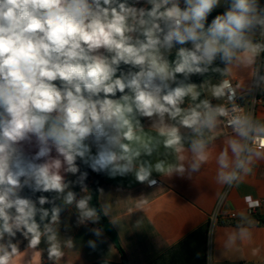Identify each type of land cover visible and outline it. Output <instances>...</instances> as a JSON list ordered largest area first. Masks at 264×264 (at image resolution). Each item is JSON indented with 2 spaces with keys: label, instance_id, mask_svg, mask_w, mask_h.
I'll list each match as a JSON object with an SVG mask.
<instances>
[{
  "label": "clouds",
  "instance_id": "obj_1",
  "mask_svg": "<svg viewBox=\"0 0 264 264\" xmlns=\"http://www.w3.org/2000/svg\"><path fill=\"white\" fill-rule=\"evenodd\" d=\"M224 2L209 21L221 0H0V264H40L42 242L58 264L64 206H75L78 225L99 223L81 165L109 178L131 174L152 187L154 172L183 176L186 151L188 168L199 171L221 124L233 135L216 157L219 184L233 185L251 171L254 157L264 158V122L235 103L231 81L210 88L231 108L200 99L198 86L188 82L217 61L227 75L230 66L254 65L264 54V42L254 39L257 31L264 37L260 0ZM143 119L156 137L146 135ZM181 129L193 134L187 150ZM161 145L176 163L152 159ZM78 173L79 198L66 180ZM25 189L56 196L34 200ZM90 231L103 237L102 228ZM251 238L240 226L226 246ZM87 243L97 248L96 240Z\"/></svg>",
  "mask_w": 264,
  "mask_h": 264
},
{
  "label": "crops",
  "instance_id": "obj_2",
  "mask_svg": "<svg viewBox=\"0 0 264 264\" xmlns=\"http://www.w3.org/2000/svg\"><path fill=\"white\" fill-rule=\"evenodd\" d=\"M264 6V0H260ZM226 5L221 0V6L214 10L224 11ZM214 18L210 17L209 21ZM254 39L264 42V37L257 31ZM177 45L171 53H176ZM256 73L264 76V58L257 56L256 63L251 66L232 65L227 75L220 79L204 81L198 90L202 92L200 99H208L213 105L223 104V98L216 99L211 95L210 88L229 79L237 93L245 94L243 108L250 112L253 118L264 122V103H258L252 110L249 92L257 83L260 93H264V82L256 79ZM239 85V87H236ZM146 135L156 137L150 127V122L142 120ZM185 136V149L189 146L192 133L181 129ZM210 141L209 161L201 165L199 171L192 172L188 168L191 153L185 152L187 159L183 162L186 172L181 175H166L153 173L158 182L155 187H148L135 181L133 175L109 178L105 174H97L81 165V171H87L85 181L91 194L92 186L98 178L101 182L97 188V203L102 215L113 230L119 247L124 253L127 264H264V158H253L251 171L241 174V178L233 185H222L216 180L218 165L216 157L226 147V140L233 135L221 124ZM213 135V133H206ZM153 160L165 159L168 163H176L175 154L166 153L161 145ZM77 175L68 174L66 180L73 182L70 189L76 192L77 198L84 193L75 183ZM103 189L99 191L98 189ZM23 195L36 199L40 195L52 198L55 193H31L25 189ZM146 201L138 208L141 200ZM259 201L260 207L254 215L247 212L249 201ZM62 205V198L56 200ZM109 205L108 215H104V206ZM218 207L215 220L210 217ZM44 207L50 208L51 205ZM234 213L235 218L229 219L228 214ZM261 220L262 223H259ZM240 226L247 227L252 234L251 240H237L231 246H226L228 235L238 230ZM100 228L91 222L85 225L77 224V210L74 205L64 206L61 212V222L58 225V238L64 251L58 264H96L100 262L120 264L121 257L116 245L103 234L95 237L90 229ZM19 238V237H18ZM22 239V238H20ZM71 239L72 247L64 246V241ZM89 240L97 241L95 250L88 246ZM101 240L103 242H101ZM27 241L20 245L24 251ZM46 244L39 246L40 264H53L47 258ZM258 250L253 255V250ZM34 250L27 251V257Z\"/></svg>",
  "mask_w": 264,
  "mask_h": 264
},
{
  "label": "trees",
  "instance_id": "obj_3",
  "mask_svg": "<svg viewBox=\"0 0 264 264\" xmlns=\"http://www.w3.org/2000/svg\"><path fill=\"white\" fill-rule=\"evenodd\" d=\"M218 13H221L220 11H216V12H213L210 17H213L215 16L216 14ZM209 17V18H210ZM168 58L171 60V59H174L175 58V53H171L169 54ZM261 58H264V54H260V59ZM122 67H125L126 66H122ZM225 65L223 63H221L220 61H217L214 63V65L209 69V72L204 74V75H199V74H196V75H192L190 77V80L188 82L190 83H195L197 86H200L204 81L208 80V79H220L222 78L223 76V71L225 70ZM216 68H219L220 71H215L214 69ZM101 182V179L98 178L96 180V182L93 184L92 186V191H91V196H92V200L90 201V205L95 207L99 213V216H100V221L99 223L97 224L98 226L100 224H103V223H107L106 219L104 218V216L102 215L101 213V210L98 206V203H97V188L99 186ZM259 223H262L261 220H259ZM116 248L118 249L119 253H120V257H121V263L120 264H127L126 263V259H125V256H124V253L123 251L121 250V248L119 247V245H116ZM96 264H110V263H104V262H100V263H96Z\"/></svg>",
  "mask_w": 264,
  "mask_h": 264
},
{
  "label": "built area",
  "instance_id": "obj_4",
  "mask_svg": "<svg viewBox=\"0 0 264 264\" xmlns=\"http://www.w3.org/2000/svg\"><path fill=\"white\" fill-rule=\"evenodd\" d=\"M258 75L256 73V79H257ZM222 81V80H221ZM248 96L250 97V101H251V108L252 110L255 108V106L258 104V103H264V93H260L258 88H257V83L255 84V86L253 87V89L249 92ZM245 99H246V95L245 94H240V93H237L236 91V99H235V103L241 107H243L244 105V102H245ZM223 104H225L228 108H231L232 107V104L231 102H229V100L227 99V97L223 98ZM222 120H224L225 118H221ZM223 127L227 130V131H231L230 128L226 127L224 124H222ZM158 185V182L155 186ZM155 186H152V187H155ZM149 187V186H148ZM151 188V187H150ZM260 207V202L259 201H249L247 204H246V209H247V212L251 215H254L256 213V211L259 209ZM217 213H218V207L216 206V209L214 210V213L211 215L210 217V220L213 221L216 219L217 217ZM228 218L229 219H233L235 218V214L234 213H230L228 214Z\"/></svg>",
  "mask_w": 264,
  "mask_h": 264
},
{
  "label": "water",
  "instance_id": "obj_5",
  "mask_svg": "<svg viewBox=\"0 0 264 264\" xmlns=\"http://www.w3.org/2000/svg\"><path fill=\"white\" fill-rule=\"evenodd\" d=\"M100 228L103 229V233L114 243V245H118L117 238L108 223L100 224Z\"/></svg>",
  "mask_w": 264,
  "mask_h": 264
}]
</instances>
